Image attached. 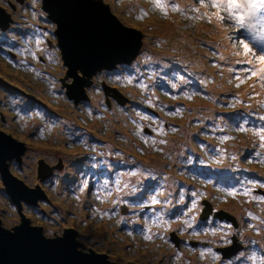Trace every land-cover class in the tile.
I'll return each instance as SVG.
<instances>
[{"label":"rangeland","instance_id":"rangeland-1","mask_svg":"<svg viewBox=\"0 0 264 264\" xmlns=\"http://www.w3.org/2000/svg\"><path fill=\"white\" fill-rule=\"evenodd\" d=\"M104 1L140 31L143 46L132 63L88 78V100L70 92L85 74L65 63L43 0H0V18L10 23L0 26V126L26 142L22 159L9 163L30 185L43 183L48 195L19 208L0 172L3 223L13 228L23 212L48 236L74 227L87 247L127 264H261L264 140L257 133L264 129V65L252 54L260 55L252 37L264 28L236 27L223 11V22L215 16L209 22L204 14L216 9L208 0L207 7L198 0ZM241 39L252 49L247 55ZM105 81L127 103L112 91L118 99L109 106ZM204 198L234 220L213 215L209 223L212 216L203 213L192 236L187 228L199 218L185 225L181 217L209 208ZM231 243L229 252L241 253L221 260L217 247ZM197 246L200 252L190 251Z\"/></svg>","mask_w":264,"mask_h":264},{"label":"water","instance_id":"water-1","mask_svg":"<svg viewBox=\"0 0 264 264\" xmlns=\"http://www.w3.org/2000/svg\"><path fill=\"white\" fill-rule=\"evenodd\" d=\"M60 3L63 4L60 7L52 4L49 6V0H43V8L49 11L50 17L57 24L56 34L65 63L70 69L78 65L87 75L75 77L69 87L90 100L85 87L88 78L101 70H113L118 64H122L121 62L132 63L143 46L141 33L135 27L120 21L111 5L104 0H61ZM109 19L117 27H113ZM8 24L10 23L6 22L5 18H0L2 28ZM103 88L108 105L111 104L109 95L112 94L118 99L112 93L114 90L125 96V100L118 99L120 103L125 104L129 100L122 90L106 81ZM25 147L26 142L8 133L7 128L0 127V170L6 189L20 206L23 200L47 195L43 183L29 186L25 178L17 176V171H11L9 159L13 158L12 156L22 159L19 156H23ZM45 163L44 160L39 163V176L43 179L49 176L46 175L48 167ZM52 171L53 169L50 172ZM204 202L209 204V208H204L208 215L213 211V206L208 199H204ZM215 216L234 220L233 214L224 209L216 211ZM1 221L0 218V264H127L116 261L114 254L84 249L78 239L77 228H66L63 235L58 232V236L51 237L47 234L46 226L37 224L35 218L24 217L14 228L4 226ZM172 234L179 246V237L175 235L177 233ZM240 248L242 247L237 250ZM233 254L235 252L228 256Z\"/></svg>","mask_w":264,"mask_h":264},{"label":"snow or ice","instance_id":"snow-or-ice-1","mask_svg":"<svg viewBox=\"0 0 264 264\" xmlns=\"http://www.w3.org/2000/svg\"><path fill=\"white\" fill-rule=\"evenodd\" d=\"M198 3L201 7H207L208 4H210L211 7L216 9L214 13L204 14L208 16L209 22H211L213 16H215L218 22H223L225 19L224 15H221V11H223L226 13L228 20L232 21L236 27L249 31L254 24H258L261 28H264V0H208V4H206L205 0H198ZM173 7L176 8L178 6L174 5ZM192 10L199 12V8H193ZM252 38L256 41L260 55L256 56L255 52L252 54L260 64L264 65V35H253ZM239 43L243 46L245 55L252 51L243 39H241ZM247 62L251 64V61ZM249 71H251L252 75L256 74L255 69H249ZM259 71L264 72V68L259 69ZM261 119H264V117H261ZM241 130L244 131L246 129ZM257 134L261 135V139L264 140V129ZM261 146L264 147V144ZM86 186L87 185H85V187ZM146 238L151 239L150 236ZM261 264H264V261H262Z\"/></svg>","mask_w":264,"mask_h":264},{"label":"flooded vegetation","instance_id":"flooded-vegetation-1","mask_svg":"<svg viewBox=\"0 0 264 264\" xmlns=\"http://www.w3.org/2000/svg\"><path fill=\"white\" fill-rule=\"evenodd\" d=\"M16 11H17V9H16ZM49 16H50V14H49ZM55 34H56V32H55ZM56 36H57V34H56ZM57 38H58V36H57ZM50 41V38H48V42ZM51 42V41H50ZM51 44H52V46L53 45H55V42L53 41V42H51ZM58 46L60 47V44H58ZM60 49H61V47H60ZM62 51V50H61ZM20 54V53H19ZM16 56H19V55H16ZM112 102H115V103H117V101H116V99H114V98H112ZM10 133V132H9ZM10 168H11V166H10ZM11 171H13V169L11 168ZM0 172H1V170H0ZM1 175H2V172H1ZM19 178H21L19 175H17ZM38 176H39V174H38ZM40 177V176H39ZM42 180H44L42 177H40ZM2 179H3V176H2ZM3 182H4V180H3ZM27 184L30 186V184L27 182ZM45 187V186H44ZM6 188V187H5ZM7 190V189H6ZM7 192H8V190H7ZM9 193V192H8ZM9 198H10V200H11V202H14V204L15 205H17L19 208H24V206L26 205H30V206H32V207H34V204L35 203H31V202H29L28 200H23V202L21 203V206L20 205H18L15 201H14V199H13V197H12V195L11 194H9V196H8ZM46 199V198H45ZM40 203V200H39V202H38V204ZM37 204V205H38ZM124 205H126V204H124ZM205 208V207H204ZM204 208H203V212L201 213H198V214H196V213H194V214H192V216H189V215H183L181 218L183 219V223L185 224V225H189V224H193L194 223V219L196 218V217H198L199 218V220H198V222L197 223H194V226L192 227V226H190V227H188L187 228V230H190V229H192L191 230V234H192V236H196V234H198L199 232H197V230H196V228H197V225L198 224H200L201 223V221H200V218H201V215L203 214V213H205V211H204ZM123 209V208H122ZM206 216V215H205ZM205 216H202V218L203 217H205ZM209 216H212V217H210L208 220H207V222H209V223H213V222H215L216 221V218H214V216H213V214H210ZM208 216V217H209ZM27 218V219H31L30 217H28V216H26L23 212H22V221H23V218ZM189 217V218H188ZM0 218H1V223L5 226V224L3 223V216H2V214H1V212H0ZM246 220H247V218H245ZM233 224H235L234 222L232 223V224H228L227 225V227H229V228H231L232 227V225ZM18 225V224H17ZM17 225H15L14 227H16ZM238 224H235V226H237ZM13 227V228H14ZM74 228V227H73ZM186 228V227H185ZM66 230V229H65ZM238 230H240V229H236V231H238ZM64 232L65 231H63L62 233H60V234H64ZM77 233H78V235L80 236V234L82 233V232H78V230H77ZM178 235V234H177ZM55 236H58V234H56V235H54V236H51V237H55ZM79 236H78V239L82 242V240L79 238ZM236 236H238L237 234H235L234 236H233V238H232V240L236 237ZM194 240H195V242H200V243H203L204 245H210L211 244V240L210 239H200V238H193ZM193 239H191V240H193ZM82 245H83V247H84V249H86V250H95V251H97L95 248H91V247H87V245L84 243V242H82ZM232 245V243L231 244H226V245H224V246H218L217 247V250L219 251V252H217L218 253V256H219V258L221 259V260H223V261H227V260H231V259H233V258H235V257H237L241 252H238L237 254H235V255H233V256H228L229 254H231L232 252H229V247H232L231 246ZM191 252H194V251H201V248L200 247H196V248H194V249H191L190 250ZM234 252V251H233Z\"/></svg>","mask_w":264,"mask_h":264},{"label":"clouds","instance_id":"clouds-1","mask_svg":"<svg viewBox=\"0 0 264 264\" xmlns=\"http://www.w3.org/2000/svg\"><path fill=\"white\" fill-rule=\"evenodd\" d=\"M55 22V21H54ZM55 24H56V22H55ZM56 27H57V24H56ZM116 87H118V86H116ZM119 88V87H118ZM9 133V132H8ZM11 134V133H10ZM204 199H208V198H204ZM208 200H210V199H208ZM212 204V203H211ZM126 206H128V205H126ZM212 206H213V211L212 212H210L208 215H206V216H209L210 214H213L214 216H215V212L216 211H218V210H220V209H218V210H214V204H212ZM224 210H226V209H224ZM227 211H229V210H227ZM230 212V211H229ZM233 214V213H232ZM216 217H219V216H216ZM219 218H221V217H219ZM225 218V217H224ZM227 219V218H226ZM234 223L235 224H238V222H235L234 221ZM236 254V253H235ZM235 254H233V255H235ZM233 255H231V256H233Z\"/></svg>","mask_w":264,"mask_h":264},{"label":"bare ground","instance_id":"bare-ground-1","mask_svg":"<svg viewBox=\"0 0 264 264\" xmlns=\"http://www.w3.org/2000/svg\"><path fill=\"white\" fill-rule=\"evenodd\" d=\"M70 92H74L73 89L71 90V88H70ZM114 92H115V93H118V97H119V99L121 100L122 97H123L122 94H121L120 92H118L117 90H114ZM205 213L207 214L208 211H206Z\"/></svg>","mask_w":264,"mask_h":264},{"label":"trees","instance_id":"trees-1","mask_svg":"<svg viewBox=\"0 0 264 264\" xmlns=\"http://www.w3.org/2000/svg\"><path fill=\"white\" fill-rule=\"evenodd\" d=\"M116 14V13H115ZM56 29H57V27H56ZM55 32H56V30H55ZM107 82V81H106ZM107 83H109V82H107ZM110 85H112V86H115V84L114 83H109ZM116 87V86H115ZM1 128H3L2 126H0Z\"/></svg>","mask_w":264,"mask_h":264}]
</instances>
